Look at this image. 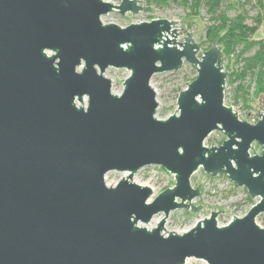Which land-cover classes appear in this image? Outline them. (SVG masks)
Masks as SVG:
<instances>
[{"label":"water","instance_id":"95a60500","mask_svg":"<svg viewBox=\"0 0 264 264\" xmlns=\"http://www.w3.org/2000/svg\"><path fill=\"white\" fill-rule=\"evenodd\" d=\"M146 12L136 0H0V264H264V101L255 123L224 103L222 49L200 52L177 21L119 26L101 16ZM187 62L196 76L160 119L150 85ZM125 69L119 93L104 75ZM175 106V104L173 105ZM225 139L204 145L213 132ZM259 154H250L253 143ZM160 166L174 184L154 195L133 182ZM227 176L259 198L218 225V211L165 233L169 213L198 212L200 184ZM110 171L125 173L114 186ZM163 217L154 227V216Z\"/></svg>","mask_w":264,"mask_h":264},{"label":"rangeland","instance_id":"374dc122","mask_svg":"<svg viewBox=\"0 0 264 264\" xmlns=\"http://www.w3.org/2000/svg\"><path fill=\"white\" fill-rule=\"evenodd\" d=\"M114 4H120L121 0H111ZM139 5L147 8L146 12H139L135 15L126 12L124 15L117 11L109 12L101 16L104 23H115L119 26H127L130 23H138L141 21H150L153 18H165L168 20L177 21L178 37L177 41H183L186 32L192 36V41L200 47V52L207 48V43H202L205 40L206 26L209 25V16L202 8L199 16L194 17L189 15V9L183 5L184 0H165L164 4H147L144 0H136ZM188 2L190 0H187ZM231 3L227 5L225 13L228 18H234L241 8L247 11L246 24L253 25L252 18L258 12L255 0H226ZM264 18V15H263ZM255 41H264V20L259 26L257 32L252 37ZM241 48L235 50L229 58L223 56L222 65L224 70L228 72L225 88H224V103L232 106L238 117L246 122H251L252 119L258 120V112L261 113V106L264 101V93L255 94L256 81L252 75L256 73L250 71L246 67L248 57L252 56L258 49L257 46L244 53L240 52ZM104 75L111 79L112 90L119 93L122 89V81L127 77L128 71L125 69L107 68ZM229 75H233L231 80H228ZM196 76V71L187 62H184L182 67L176 71L156 73L150 79V85L156 92V101L158 108L156 116L160 119L166 118L173 114L177 108V97L179 90L186 88L187 84ZM260 98V100H259ZM175 104V106H173ZM261 107V108H260ZM225 136L219 131H213L204 141L206 146L219 145ZM250 154H259L260 146L253 143L250 148ZM205 175L202 168H199L190 177L192 187H197L200 184V195L192 201L194 206H201L198 212H192L189 209H176L169 213L166 218L164 228L165 233L170 231L183 232L190 229L196 221L207 217L213 208L223 210L218 213V225H224L230 221L233 216H243L250 207L259 200L258 197L251 199L244 186H237L227 176L224 175ZM125 173L110 171L105 174L104 180L106 185L114 186ZM133 182L139 185H147L153 189L154 195L158 194L165 188L171 187L174 184L173 176L165 171L160 166H146L141 168L133 176ZM163 217V214L154 216L149 223L150 227L157 225L158 221ZM256 223L264 227V213L259 214ZM185 264H206L202 260L189 258Z\"/></svg>","mask_w":264,"mask_h":264},{"label":"trees","instance_id":"16d2710c","mask_svg":"<svg viewBox=\"0 0 264 264\" xmlns=\"http://www.w3.org/2000/svg\"><path fill=\"white\" fill-rule=\"evenodd\" d=\"M147 4H164L165 0H144ZM226 0H184L183 5L189 9V15L199 16L202 8H205L209 18V25L206 26L205 40L207 48L212 42L222 49L223 56L229 58L235 54V50L240 49L241 53L251 50L257 46L255 53L248 57L246 67L250 71H254L252 75L255 77L256 87L255 94L264 93V41H255L252 37L257 32L264 18V0H255L258 12L252 18L253 25L246 24L247 11L241 8L234 18H228L225 9L231 3ZM206 48V49H207ZM233 75H229L231 80Z\"/></svg>","mask_w":264,"mask_h":264},{"label":"built area","instance_id":"2783aa9c","mask_svg":"<svg viewBox=\"0 0 264 264\" xmlns=\"http://www.w3.org/2000/svg\"><path fill=\"white\" fill-rule=\"evenodd\" d=\"M256 121L254 119H252V121L250 123H255Z\"/></svg>","mask_w":264,"mask_h":264},{"label":"bare ground","instance_id":"6f19581e","mask_svg":"<svg viewBox=\"0 0 264 264\" xmlns=\"http://www.w3.org/2000/svg\"><path fill=\"white\" fill-rule=\"evenodd\" d=\"M150 227V226H149Z\"/></svg>","mask_w":264,"mask_h":264}]
</instances>
